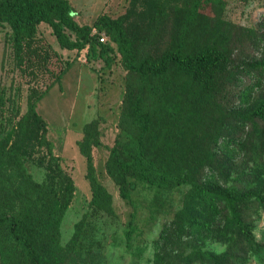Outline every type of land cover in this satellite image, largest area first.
<instances>
[{
    "label": "rangeland",
    "instance_id": "rangeland-1",
    "mask_svg": "<svg viewBox=\"0 0 264 264\" xmlns=\"http://www.w3.org/2000/svg\"><path fill=\"white\" fill-rule=\"evenodd\" d=\"M70 3L81 24H93L99 14L124 18L143 55H156L172 47L182 19L180 9L151 6L147 0ZM198 24L187 51L197 53L208 45H218L229 58L213 87L206 89L187 74L174 72L167 84L185 99L189 91L195 94L184 110L186 116L195 118L183 138L191 155L186 177L164 188L140 182L132 200L122 194L121 185L109 174L106 164L116 142L127 140L143 78L124 67L118 51L107 59L91 57L88 49H64L52 28L40 24L38 37L57 51L50 68L58 72L70 64L37 105L46 123V140L59 160L57 166L74 184L72 201L56 234L59 245L66 249L67 264H264L251 253L242 236L229 228L227 210L221 206L218 211L201 201L200 208L194 210L199 226L192 225L185 213L190 196L202 187L245 193L264 184V119L257 117L253 123L241 125L236 118L238 112L250 115L264 100V0H227L223 8L210 6ZM258 63L263 67H253ZM52 79L47 74L39 81L41 92ZM31 87L17 66L12 30L8 24H0V88L6 97L0 110V139L18 128L28 110ZM93 121L99 126L98 143L92 147L96 176L113 196L114 214L92 212L88 161L80 142L85 126ZM227 139L233 142L228 144ZM25 140L28 147L34 139L29 136ZM35 146L32 156L24 155L28 174L40 183L57 182V177L53 180L56 166L52 172L46 163L48 144L35 142ZM8 174L11 209L6 207L5 211L21 215L13 211L21 208V199L15 197L19 172L9 168L5 177ZM242 212L243 218L255 225L258 239L263 240L264 211L256 221L246 209ZM81 222L85 226L81 245H72Z\"/></svg>",
    "mask_w": 264,
    "mask_h": 264
},
{
    "label": "trees",
    "instance_id": "trees-1",
    "mask_svg": "<svg viewBox=\"0 0 264 264\" xmlns=\"http://www.w3.org/2000/svg\"><path fill=\"white\" fill-rule=\"evenodd\" d=\"M147 1L151 6L180 9L182 16L174 33L173 46L156 55L140 53L122 17L100 14L93 24H81L73 15L70 0H0V24L10 26L17 66L32 85L28 110L18 128H13L0 139V200L3 196L0 201V264H67L66 249L59 245L56 234L72 201L74 184L57 166L59 160L53 155L52 144L46 140V123L37 105L44 94L62 79L70 64L58 72L50 68L57 51L48 41L38 37L41 23L52 28L64 49L79 52L88 49L91 57L107 59L118 51L124 67L144 80L133 106L127 140L116 142L106 164L109 174L121 185L122 194L132 200L135 185L140 182L164 188L180 183L181 178L186 177L191 155L183 138L195 118L194 115L186 116L184 110L195 94L189 91L185 99L183 94L169 89V79L173 72L185 73L200 86L213 87L228 64V53L218 45H208L197 53H190L187 48L193 33L197 32L198 23L204 18V11L210 6L223 8L227 0ZM103 34L108 37L105 41L101 40ZM47 74L53 79L45 83L46 88L41 92L39 81H43ZM5 98L0 88V110L5 106ZM236 115L241 125L253 123L257 117L264 119V100L250 115L240 112ZM98 128L97 121L85 126L80 150L88 161L93 214H114L113 196L96 176L92 147L98 143ZM41 129L42 133L39 132ZM29 136L34 140L27 147L25 139ZM35 142L48 144L50 157L46 158V163L52 172L56 166L53 180L57 177V182L46 180L40 183L28 174L23 159L24 155L35 153ZM226 142L231 144L233 141L227 139ZM9 168H17L19 172L15 197L21 199V208L13 211L21 215L5 211L6 207L11 209L9 174L5 177ZM201 201L218 211L220 206L227 210L225 218L229 228L238 232L255 258L264 263V236L263 240L258 239L255 225L247 222L242 212L246 209L255 221L260 219L264 211V184L245 193L202 187L190 196L185 208L195 226L199 224H196L194 210L200 208ZM136 214L133 212V218ZM84 229V223H79L72 245H81ZM132 230L128 232L129 238Z\"/></svg>",
    "mask_w": 264,
    "mask_h": 264
},
{
    "label": "built area",
    "instance_id": "built-area-1",
    "mask_svg": "<svg viewBox=\"0 0 264 264\" xmlns=\"http://www.w3.org/2000/svg\"><path fill=\"white\" fill-rule=\"evenodd\" d=\"M105 39H106L105 37H102V38H101L102 41H105Z\"/></svg>",
    "mask_w": 264,
    "mask_h": 264
},
{
    "label": "crops",
    "instance_id": "crops-1",
    "mask_svg": "<svg viewBox=\"0 0 264 264\" xmlns=\"http://www.w3.org/2000/svg\"><path fill=\"white\" fill-rule=\"evenodd\" d=\"M99 15H100V14H99ZM99 15H98V16H99Z\"/></svg>",
    "mask_w": 264,
    "mask_h": 264
}]
</instances>
